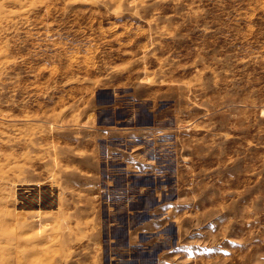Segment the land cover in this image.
Returning a JSON list of instances; mask_svg holds the SVG:
<instances>
[{
    "label": "rangeland",
    "instance_id": "374dc122",
    "mask_svg": "<svg viewBox=\"0 0 264 264\" xmlns=\"http://www.w3.org/2000/svg\"><path fill=\"white\" fill-rule=\"evenodd\" d=\"M0 264H264V0H0Z\"/></svg>",
    "mask_w": 264,
    "mask_h": 264
}]
</instances>
